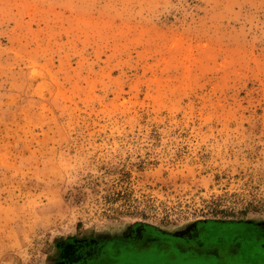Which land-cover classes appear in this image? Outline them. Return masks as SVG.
Wrapping results in <instances>:
<instances>
[{
  "label": "rangeland",
  "instance_id": "374dc122",
  "mask_svg": "<svg viewBox=\"0 0 264 264\" xmlns=\"http://www.w3.org/2000/svg\"><path fill=\"white\" fill-rule=\"evenodd\" d=\"M205 225L264 231V0H0V264Z\"/></svg>",
  "mask_w": 264,
  "mask_h": 264
},
{
  "label": "flooded vegetation",
  "instance_id": "af4514ba",
  "mask_svg": "<svg viewBox=\"0 0 264 264\" xmlns=\"http://www.w3.org/2000/svg\"><path fill=\"white\" fill-rule=\"evenodd\" d=\"M209 225L201 226L193 237H177L160 232L142 230L123 238L110 239L103 243L95 242L92 247L82 246V241L70 240L63 244L58 264H119L125 258L144 257L159 247L163 254H176L185 249H200L204 255L218 256L216 248L232 246V253L251 258L264 257V231L244 230L229 235L210 233ZM160 253V254H161ZM228 254V253H227ZM201 256L200 253H198Z\"/></svg>",
  "mask_w": 264,
  "mask_h": 264
},
{
  "label": "trees",
  "instance_id": "16d2710c",
  "mask_svg": "<svg viewBox=\"0 0 264 264\" xmlns=\"http://www.w3.org/2000/svg\"><path fill=\"white\" fill-rule=\"evenodd\" d=\"M184 247H181V252H178L176 254H170V253H161L157 259H161V262H156L157 264H191V262H193V256H195L196 254L198 255V253L202 254L201 252H198V250L195 249H185L183 250ZM202 251V250H201ZM229 254V253H228ZM184 256H187V258H185ZM212 258H219L220 259V264H234V263H240L242 260H247V261H251L252 264H264V257H257L255 258H251V257H245V256H238L235 255L234 253L230 254V255H226L225 258L221 259L220 255L218 256H213V255H206ZM229 256V257H228ZM144 259L143 257H138V258H125L121 261H119V264H123L121 263L122 261L126 260V264H140V260ZM233 259H235L236 261L233 262ZM212 260V259H210ZM241 260V261H238ZM243 262V261H242ZM143 264H148V263H144ZM244 264V263H243Z\"/></svg>",
  "mask_w": 264,
  "mask_h": 264
},
{
  "label": "water",
  "instance_id": "95a60500",
  "mask_svg": "<svg viewBox=\"0 0 264 264\" xmlns=\"http://www.w3.org/2000/svg\"><path fill=\"white\" fill-rule=\"evenodd\" d=\"M217 223H221V224H236V225H241V226H247L250 225V222H240V221H217ZM260 226V225H259Z\"/></svg>",
  "mask_w": 264,
  "mask_h": 264
}]
</instances>
